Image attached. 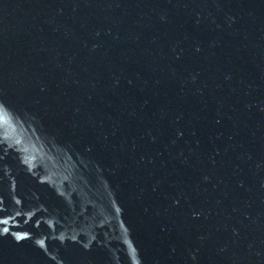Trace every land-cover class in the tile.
Here are the masks:
<instances>
[{
    "label": "water",
    "instance_id": "95a60500",
    "mask_svg": "<svg viewBox=\"0 0 264 264\" xmlns=\"http://www.w3.org/2000/svg\"><path fill=\"white\" fill-rule=\"evenodd\" d=\"M0 264H264V0H0Z\"/></svg>",
    "mask_w": 264,
    "mask_h": 264
}]
</instances>
